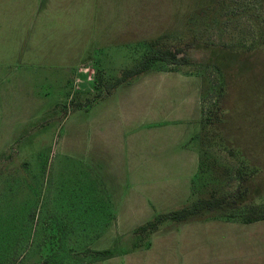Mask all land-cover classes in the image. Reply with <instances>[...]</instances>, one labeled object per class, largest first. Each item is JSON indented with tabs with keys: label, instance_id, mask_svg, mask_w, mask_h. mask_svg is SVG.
I'll return each mask as SVG.
<instances>
[{
	"label": "rangeland",
	"instance_id": "374dc122",
	"mask_svg": "<svg viewBox=\"0 0 264 264\" xmlns=\"http://www.w3.org/2000/svg\"><path fill=\"white\" fill-rule=\"evenodd\" d=\"M81 4L97 18L92 78L100 71L111 82L141 62L156 39L201 47L191 51L190 64L159 63L90 105L95 83L77 84V69L9 57L0 81V264H264V220L245 222L253 211L264 215V0ZM4 27L14 35V21ZM218 48L258 53L240 62L230 55L222 70L210 57ZM160 72L199 82L200 122H163L189 87ZM161 91L168 97H158ZM157 97L160 109L151 112ZM190 128L187 144L202 163L191 184L175 148ZM167 146L173 151H163ZM230 193L242 201L191 221L232 230L174 232L186 222L169 220L155 239L156 232L136 233L159 214Z\"/></svg>",
	"mask_w": 264,
	"mask_h": 264
},
{
	"label": "crops",
	"instance_id": "0c3cea01",
	"mask_svg": "<svg viewBox=\"0 0 264 264\" xmlns=\"http://www.w3.org/2000/svg\"><path fill=\"white\" fill-rule=\"evenodd\" d=\"M26 7L32 10V17L27 20L25 18ZM11 8L14 9L15 14L9 15ZM89 15V12H86L82 8L81 0H0V81L3 79V74H5L3 67L6 66L9 57L12 56L14 58L18 57L20 61L32 58L41 62L42 65L47 64L46 66L57 70L68 69L72 71V69H77L74 81L80 85L91 86L95 79L94 77L92 78V71L94 69L90 66L92 61L89 49L94 44L93 41H95L96 36L95 26H97V18H95V9H93L92 17H89ZM84 17L87 18L85 23ZM12 21L15 22L16 27L13 31L14 35L10 36L4 26ZM157 74L172 82L176 80L175 78H178L177 82L181 81L179 85L189 87L184 90L180 98L176 100L177 102L174 101V104L170 105L168 117L163 122L170 127H183L185 124L192 125L194 122H200L199 82L195 84L193 79L190 80V77L176 76L173 72H160ZM157 74H153L152 77H155ZM134 82L130 81L123 85H130ZM160 95L166 94L161 91L158 97ZM158 97L150 102L151 112L155 109H160L156 103ZM160 100V103H162L163 98ZM154 114L156 116V111H154ZM153 118L157 121V117ZM193 128L184 129L183 137L175 144V148L178 151V159H180V163L182 162L183 165L184 177H186L187 183L190 182V184L194 180V177L199 174L201 166L200 152L194 146L187 144L193 137ZM163 151L173 150H171V146H167ZM161 176H163L161 182H167L166 176L168 175L164 173ZM116 178L119 180V184L121 178L119 176H116ZM111 197L115 201L117 200V195H112ZM129 197L127 199H130ZM119 198L122 197L119 196ZM213 228L232 230L233 225H225L213 220L188 221L184 225L174 229V232L192 230L193 233L200 234L202 231ZM157 234V232L154 234V239ZM205 237L204 235V239ZM208 239L211 240L210 235ZM130 258L132 259L131 256Z\"/></svg>",
	"mask_w": 264,
	"mask_h": 264
},
{
	"label": "trees",
	"instance_id": "16d2710c",
	"mask_svg": "<svg viewBox=\"0 0 264 264\" xmlns=\"http://www.w3.org/2000/svg\"><path fill=\"white\" fill-rule=\"evenodd\" d=\"M201 47L194 42H188L183 46L170 47L168 44L163 41L156 39L148 43L147 54L142 58L136 66L128 69H124L121 75L111 82H105L100 71H97L95 74V89L96 94L93 99H88L87 103L93 104L99 100L110 96L113 92L121 85L129 83L134 79L140 77L143 74L148 73L151 69L157 67L160 64L168 65H185L190 64L193 49ZM258 52H254L251 55L240 56L237 52H227L221 48L213 50L210 57L215 61L218 68L226 70L230 65L229 56L233 55L237 62H240L243 58L254 57ZM234 62L233 65H237V62ZM80 106V104H78ZM202 169V163L200 166V171ZM240 193L241 198L244 194L237 190ZM240 198V199H241ZM238 198H236L234 193L225 194L223 196L212 195L210 198L199 199L192 202L190 205L184 206L180 209L159 214L152 221L147 222L136 230V233H148L153 234L158 231L162 223L166 221H176V222H188L194 218L202 216L203 214L218 209H226L227 207H235L240 203ZM259 220H264V215L260 216L255 211H253L250 216H247L246 223H251ZM150 244V243H149Z\"/></svg>",
	"mask_w": 264,
	"mask_h": 264
}]
</instances>
